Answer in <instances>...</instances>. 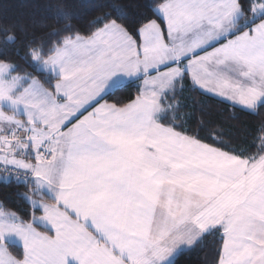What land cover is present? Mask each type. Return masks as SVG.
<instances>
[{"label":"snow or ice","instance_id":"1","mask_svg":"<svg viewBox=\"0 0 264 264\" xmlns=\"http://www.w3.org/2000/svg\"><path fill=\"white\" fill-rule=\"evenodd\" d=\"M38 15L0 25V264H264V0Z\"/></svg>","mask_w":264,"mask_h":264},{"label":"trees","instance_id":"2","mask_svg":"<svg viewBox=\"0 0 264 264\" xmlns=\"http://www.w3.org/2000/svg\"><path fill=\"white\" fill-rule=\"evenodd\" d=\"M46 0H0V25H16L28 22L33 17L36 20H40L38 15L39 8ZM99 12L93 15H99ZM91 18V17H89ZM30 70V69H29ZM259 119H264V116L260 118L249 117L248 122L258 123ZM236 124L235 121L231 122ZM239 127V124H237ZM19 191H25V189H18ZM12 189L0 187V198H3L5 192H12ZM17 198L15 195H11L8 203V207L15 209ZM208 247L203 250H194L184 256L180 260V264H212V238L208 240Z\"/></svg>","mask_w":264,"mask_h":264}]
</instances>
